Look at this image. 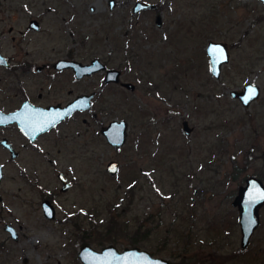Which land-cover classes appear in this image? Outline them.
I'll return each mask as SVG.
<instances>
[{"label": "rangeland", "instance_id": "obj_1", "mask_svg": "<svg viewBox=\"0 0 264 264\" xmlns=\"http://www.w3.org/2000/svg\"><path fill=\"white\" fill-rule=\"evenodd\" d=\"M108 1L0 0V51L13 66H0V85H99L100 74L76 80L52 67L67 55L97 56L134 83L132 90L109 87L93 102L89 127H61L56 146L47 142L49 153L21 155L24 172L43 168L36 183L20 177L0 150V264H84L78 257L84 243L136 245L173 264H264V205L241 248L231 203L246 176L264 181V3L143 0L156 6L134 12L137 0H115L112 8ZM31 18L38 30L29 27ZM209 40L229 47L219 77L210 70ZM249 80L260 95L244 106L230 91ZM11 100L0 91V105ZM113 118L128 123L118 148L100 131ZM111 159L118 161L114 174L106 169ZM57 171L68 175L70 189H58ZM49 190L58 193L52 219L40 208L41 192ZM112 219L114 240L97 242ZM139 223L150 231L132 244L129 234Z\"/></svg>", "mask_w": 264, "mask_h": 264}, {"label": "water", "instance_id": "obj_2", "mask_svg": "<svg viewBox=\"0 0 264 264\" xmlns=\"http://www.w3.org/2000/svg\"><path fill=\"white\" fill-rule=\"evenodd\" d=\"M264 3V0H262ZM108 5L112 8L115 5V0H109ZM156 6L153 2L137 0L133 5V11L137 12L141 9L154 8ZM158 25L161 24L160 16L155 19ZM29 27L38 30L40 28L39 21L36 18L29 20ZM206 52L210 59V70L215 77L220 76L222 65L229 59V47L226 41L209 40L206 45ZM222 56V58H221ZM0 64L4 66L9 65V60L0 51ZM40 65L37 69H40ZM54 67L61 69L64 67H71L77 77L83 75H90L98 70L106 68V64L99 58L93 57L88 62H83L75 58H60L55 61ZM121 71L118 68L109 67L106 69L105 81L119 80ZM122 85L132 90L134 83L130 81H122ZM250 90L255 92V95L250 96ZM230 94L237 97L244 106H248L253 100H256L260 95V86L255 81L249 80L244 83L241 89H232ZM89 95L77 96L75 100L69 104L58 108L57 106L40 107L34 106L25 102L20 108L12 112H4L0 110V124L16 120L19 126L26 132H30L33 127H38L34 132H38L48 128L49 120H59L66 114L70 113L76 108H85L90 106L88 98ZM247 99V102H245ZM26 115V119L22 115ZM46 122V123H45ZM36 125V126H35ZM128 123L124 118H113L107 124L101 126V133L106 141L114 146H122L127 139ZM182 130L189 134L192 126L189 125L187 119L182 120ZM118 168V161L111 159L106 163V169L109 173H116ZM62 175V174H60ZM3 176L2 165L0 164V180ZM63 185L61 190H66L69 183L66 182L63 176ZM233 206L238 210V223L240 228V247L245 248L254 230L260 224V208L264 205V181L261 177L250 174L245 177L231 201ZM44 215L46 218H54L56 211L54 205L49 199H44L42 202ZM7 229L11 232L13 237L17 236L15 228L8 224ZM78 257L84 264H173L167 258L153 255L150 251L140 248L139 246H126L123 249L112 243L102 246L97 249L88 243H84L78 250Z\"/></svg>", "mask_w": 264, "mask_h": 264}, {"label": "flooded vegetation", "instance_id": "obj_3", "mask_svg": "<svg viewBox=\"0 0 264 264\" xmlns=\"http://www.w3.org/2000/svg\"><path fill=\"white\" fill-rule=\"evenodd\" d=\"M6 57L9 60V65L4 66L0 64V66L11 69L13 67L11 66L12 58L9 56ZM61 58L72 59L73 57L67 55ZM90 60L91 59H89L88 61ZM54 63L55 61L51 63V65L56 71L58 72L64 70L70 71L76 80H82L84 78H89L94 75L100 74L101 82H99V85H0V91L2 96L10 97L12 99L11 100L12 102L10 101L11 106L7 107L0 105V110L7 113L17 110L25 102H28L29 104H32L34 106H40V107L57 106L58 108H60L69 104L71 101L75 100L77 96L90 94V97L88 98L90 106L85 108H76L57 121L54 120V118L52 120H49L50 125L48 126V128H45L44 130L34 132L36 129H38V127H34V128L32 127L30 129V132H26L19 126L16 120L0 124V150L9 154V160L11 164L14 165V167L19 169L21 172L20 177L23 178L25 177L27 180L29 178L32 179L33 184L38 181L39 177L41 176V173L43 174L42 172L43 168H41L42 171H40L38 168H35L31 173L30 171L28 173V170L24 172L21 167V163L19 162L21 155L29 150H31V152H36V153H43L45 151L49 153V149H51L50 147H55L56 144L58 143V139L61 136L59 132L61 127H64L65 129L70 127L75 128L76 123H78V125L80 126H83L81 127V129L85 127H89L92 121L91 108L93 102L98 98L104 96L103 95L104 92L107 91L109 87L120 86L122 88H126L124 85H122L123 80L120 79V75H119V80L117 81L104 80L106 76V69L112 67V66H108L105 62H104L106 64L105 69L98 70L96 72L91 73L90 75H83L81 77H77L71 67H64L58 69L54 67ZM40 66H41L40 69L37 70H41L44 67V65H40ZM12 103H15V105H12ZM22 117L26 119V115L23 114ZM100 131H101V127H100ZM47 142L49 143L50 147L46 146ZM48 162L50 164H54V165L56 164V160L51 157L48 158ZM55 176L57 177L58 181H60L61 183L60 187L58 188L60 191H63L61 190V187L63 185V180L61 176H63L66 182L70 184L66 190L70 189L73 182L69 180V177L65 172L57 171ZM56 192L57 191L51 192L50 190L47 191L46 193L41 192L40 208L43 215H44V210H43L42 202L44 199H49L51 203L54 205L56 211L55 197L58 194ZM8 224L10 223L4 220L3 228L7 231H9L6 227ZM9 233L11 235L10 231ZM11 237L16 240L18 238V233L16 237H13L12 235Z\"/></svg>", "mask_w": 264, "mask_h": 264}, {"label": "trees", "instance_id": "obj_4", "mask_svg": "<svg viewBox=\"0 0 264 264\" xmlns=\"http://www.w3.org/2000/svg\"><path fill=\"white\" fill-rule=\"evenodd\" d=\"M113 222H115L114 219H112L110 221V225L108 226V228H109L108 231H106L105 233L100 231L98 233V235L95 237V239H97V242L101 243L102 241H104L106 239L114 240V239L111 238V236H112L111 235V231H115V227H113ZM141 226H142V224L139 223L135 227V229L130 232L129 237H130V240H131L132 244H137L138 241L145 239L146 235L149 234L150 229L148 227L147 228H142ZM126 231H127V229H126ZM239 252H240V250L236 249V250H234L233 252H230L227 255L235 256Z\"/></svg>", "mask_w": 264, "mask_h": 264}, {"label": "snow or ice", "instance_id": "obj_5", "mask_svg": "<svg viewBox=\"0 0 264 264\" xmlns=\"http://www.w3.org/2000/svg\"><path fill=\"white\" fill-rule=\"evenodd\" d=\"M221 58H222V56H221ZM252 95H255V92L253 90H250V96L248 98L250 99ZM245 102H247V99Z\"/></svg>", "mask_w": 264, "mask_h": 264}]
</instances>
